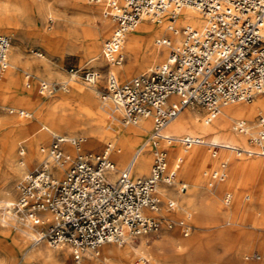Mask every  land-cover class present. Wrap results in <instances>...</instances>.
<instances>
[{
    "label": "built area",
    "instance_id": "1",
    "mask_svg": "<svg viewBox=\"0 0 264 264\" xmlns=\"http://www.w3.org/2000/svg\"><path fill=\"white\" fill-rule=\"evenodd\" d=\"M101 5L102 13L114 21L110 35L102 43L107 71L102 99H108L120 112L123 124L136 125L149 117L151 129L139 148L154 146L149 173L131 175L133 159L117 170L108 144L101 152L84 158L72 157L64 144L75 148L81 139L55 134L52 141L40 147L47 159L27 172L18 182L19 196L13 204L35 228L32 244L46 242L51 246L66 245L72 264H83L85 252L100 253L105 242L124 244L141 235L157 234L164 228H177L182 236L191 232L189 215L177 220L164 211L177 208V200L167 188L178 192L187 183L177 179L181 157L171 155L169 147L182 150L208 147L218 164L202 173L200 182L212 188L227 175L229 156H217L220 147L196 134L174 136L167 125L186 106L204 109L203 120L210 122L221 104L233 101L249 103L264 96V0H88ZM190 6L201 13L199 25L190 22L174 24L177 11ZM166 14L169 28L179 34V42L157 39L156 46L168 51L159 62L127 82L119 81L112 67L124 59L126 35L142 15L160 21ZM10 38L0 35V75L8 66ZM70 67L63 84L41 82V92L66 89L80 77L93 84L99 71L93 67ZM9 113L29 118L23 108H7ZM232 129L247 135L248 146L232 147L237 155L264 157V115L257 114L254 132L247 120L233 123ZM164 145V146H161ZM226 148V147H225ZM228 203L229 196L224 199Z\"/></svg>",
    "mask_w": 264,
    "mask_h": 264
},
{
    "label": "bare ground",
    "instance_id": "2",
    "mask_svg": "<svg viewBox=\"0 0 264 264\" xmlns=\"http://www.w3.org/2000/svg\"><path fill=\"white\" fill-rule=\"evenodd\" d=\"M68 1L78 6L79 11L83 12L88 18L85 24L80 26L78 39L81 43L87 46V51L90 55H92L91 57H94L98 54L101 39L112 27L114 21L102 13L99 16L100 23L94 22L91 20V16L98 13L97 7L94 9L85 8L84 3L86 1L89 2L88 0ZM2 4L5 12L9 14L13 13L11 15L17 16V24L15 25L16 27L23 25L21 22H23L22 20L24 18H26L30 23V18H32V15L28 1L2 0ZM95 4L101 9L100 4ZM38 5L41 11H44L49 7V4L44 0L38 3ZM201 16L202 15L197 10L190 6L182 7L177 11V15L175 16V28L184 22H190L192 24L199 25L203 21ZM110 19L113 22H111ZM170 25L171 22H169V18L166 14L161 17L160 21H157L156 18L151 16L142 15L136 26L127 33L125 38L124 51L128 58L127 62L123 64V59L119 65L112 67L113 71L117 72H115L117 76L119 74V77L129 78L136 65L140 64V66H144L149 62L153 63L162 59L165 55V48L167 47L165 45L157 47V39L168 38L172 43L175 44L179 42V34L172 31L169 28ZM1 33L2 32L0 31V35H3ZM70 34L66 35L68 36ZM51 37V34L45 35L42 37V39L43 41L50 44L49 39H51ZM15 44L13 42L12 44L9 43V47H12V55L9 59L7 50L6 57L8 66L0 75V92L15 93V91H17V71L25 70L24 76L27 78L30 76V74L27 73L28 70L32 69L34 78L33 82L37 83L39 80L43 79L41 78L43 76L42 67H48L45 64L47 59H25ZM101 78L102 75L99 71V78L93 84H86L87 86L95 85L90 89H84L81 87V85L76 82V79L70 81L69 84H71L67 86L66 91L72 90V92L54 96L46 103H39L40 109H46V115L43 117L36 115L35 121L32 122L30 126L33 129L36 139H43L45 136L56 133L55 131L61 132L60 135H64L66 137L74 135L77 131H83L86 137L99 139L100 141H106L110 145L115 143L116 146L113 145V147L116 149V151L112 154V158L115 163L117 165H122L127 159L128 155L132 153L130 154L128 160L129 162L134 158L131 175L133 172L135 176L139 177L149 171L148 168L151 163V156L154 146L149 143L145 144L141 148H139L140 145H138L135 149H133L132 146L146 132H149V129L151 128L150 118H141L136 125L124 124L126 127L119 125V119L121 121L120 112L114 108L113 103L108 99H102V103L99 105V102H97V98L94 95V93H100L96 83ZM129 80L130 79H127L121 82H127ZM41 82L46 81L44 80ZM64 82L65 81H62L61 84ZM26 84H28L29 87L31 86L29 80H27ZM254 97L255 100L252 104H221L218 114L208 123H205L203 119L200 121V114L198 111L189 108L192 106H186L174 118V120H172L167 125V131L173 135L183 133L200 134L205 137L207 142L225 146L228 151H230L234 143L241 144L243 142L242 135L244 134L239 132H237L239 134L228 132L227 127L229 126V123L231 121L236 122L238 120L251 119L258 112H264V97L258 94H256ZM24 101L28 100L25 99ZM107 116L110 117V119H108ZM40 121L43 122L39 124ZM13 142V139H11L7 149V159L4 162V166L8 173L5 183L0 188V233L7 238H11L16 243L18 240V243L21 244L22 247L28 248L25 242L27 241V237L31 238L34 235L35 228L26 220L23 212L18 207L16 208L13 205L15 202L10 199L13 189L12 180L13 177L22 175L24 170L28 166H31L32 163L39 164L45 154L33 152L31 149L32 143H29V151L25 155V163L19 164L18 161L16 163L13 157ZM64 146L72 157H83V149L81 146L75 148L74 146H70L67 143H65ZM169 151H177L181 157V173H185L186 166L190 163H197L199 161L206 163V161L209 159L207 152L202 148H192L185 151L179 149L175 145H172L169 147ZM22 153H24V150H21V154ZM47 159L50 158L47 157ZM249 163L251 162L248 161L242 164L239 161H231V167L226 168V178L213 186V188L228 186L229 190L224 193L223 198L225 199V196L228 195L230 200L231 196H233V206L235 207H238L239 193L237 190L230 189V187L233 185L236 187L237 183V179L235 178L233 172L234 170L246 166ZM255 163L257 162L254 161V164ZM179 172L180 171H178V173ZM189 186H191L190 195H186V191H184L182 194H185V196L178 195L176 200L178 208L182 211H187V213L190 215V221H192L194 226L197 228V232H195L191 238L182 239L178 237L175 231L173 232L172 229L164 228L163 237L159 240H155L151 244H148L147 241L143 239L146 234L139 237L141 238V242L137 245H134V243L130 241L132 239H128L124 245H119L113 242L103 243L102 247L105 252V258H113L116 264H131L133 257L137 255L138 259H141L144 262L148 261L150 264H173V262L176 264H185L193 260L195 257L201 258L202 260L212 259L217 246L229 247L228 242L232 237L230 231L215 225L217 219L225 213L222 211L223 208L221 209V207L217 205L213 199L209 200L202 198V200L198 203L197 198L199 188L203 186H201L198 182H189ZM190 210H193L194 212L193 217L192 213L189 212ZM243 210L245 212L242 211L243 213H241L238 217V221L241 223L249 221V215L248 212H246L247 209L243 208ZM205 222H211L212 224L210 226L204 227L203 223ZM257 226V223L254 222V227L256 228ZM213 228H217L218 230L212 233H204L205 231L213 230ZM39 244H42V242L38 243L37 245ZM122 245L123 247L120 248L119 246ZM62 246L64 245H61L60 247ZM62 249H64V254H67L68 251L70 252L68 246ZM35 254V256H39V258L56 256L55 259H57V256H61L59 253L44 247L43 245H40L37 248ZM86 257L87 259H85ZM84 259V264H108L106 260L98 258V255L92 252H85ZM45 263L46 262L43 261L42 264ZM0 264H5L4 256H1V254ZM21 264L34 263L32 260L26 257L23 259Z\"/></svg>",
    "mask_w": 264,
    "mask_h": 264
},
{
    "label": "rangeland",
    "instance_id": "3",
    "mask_svg": "<svg viewBox=\"0 0 264 264\" xmlns=\"http://www.w3.org/2000/svg\"><path fill=\"white\" fill-rule=\"evenodd\" d=\"M26 1H28L29 6L31 8L32 18H30V23L26 18H24L22 20L23 22H21L23 25L16 27L15 25L17 24V16L11 15L13 13L9 14L5 12V10L3 9L2 0H0V31L2 32L1 34L7 35L10 38V44H12V42L14 44L16 43L15 45H17V48L19 49L20 53L25 59L27 60L47 59L45 64L48 67L46 68L42 67L43 76L41 78L43 79L39 80L37 83L33 82L34 78H33L32 69L28 70L27 73L30 74V76L27 78L24 76L25 70L17 71L18 73L17 91H15V93L0 92V188L5 183L6 176L8 173L7 169L4 166V162L7 159V153H8L7 149L11 139H13L14 141L13 157L16 163L18 161L19 164L20 163L23 164L25 163V155L29 151V143H32L31 149L33 152L44 154L40 151V147L49 144L52 141V138L55 134H61V132L55 131L56 133L45 136L43 139H36L33 133V129L30 126V124L35 121L36 115L42 117L46 115L47 112L46 109L43 110L40 109L39 103L41 104L46 103L47 101H49V99H51L54 96L61 94H68L72 92V90L66 91V89H61V88L52 92H48V91L41 92V88H40L41 81L45 80L46 82L49 83L61 84L62 81L68 80L69 77L67 71L70 67L79 69L78 71L79 73H81L82 69L84 68L93 67L95 69H98L102 75V78L96 83L97 84L96 86H98L100 93L98 94L94 93L95 97L97 98V102H99V105L102 103L101 91L103 90L104 87V76L108 69L106 66V60L102 53V43L105 40V38H107L110 35L114 26V22L110 19L111 22H113V25L101 39L98 54L95 55L94 57H91L92 55H90L87 51L88 50L87 46L81 43L80 40L78 39V34L80 33V26L82 24H85V22L88 20L87 16H85L83 12L79 11L78 6L72 4L68 0H44L49 4V7L44 11H41L38 3H40L43 0H39V1L26 0ZM84 6L85 8H91V9L97 7L98 13L92 15L91 20L100 23L99 16L100 14H102V9H100V7H98L93 2L86 1L84 3ZM34 7L36 10L34 9ZM74 23L76 25L78 24L79 25L76 26ZM68 31L69 32L71 31L70 32L71 34ZM50 34L52 37L51 39H49L50 44H48L47 42L43 41L42 37ZM66 34H70V35L67 36ZM11 51H12V47L10 46L8 48L9 59L11 58L12 55ZM167 51L168 48H165V53ZM127 59L128 58L124 51V61L122 63L125 64V62H127ZM159 61H161V59L157 60L156 62ZM150 64L151 63L149 62L144 66H140V64L136 65L129 79H131L138 73L145 70L147 66H150ZM118 78L120 79V81L128 79V78L119 77V74H118ZM27 80H29L31 83L30 87L28 86V84H26ZM76 82H78L79 85H81V87H83L84 89H90L95 86V85L87 86L86 85L87 83L84 84V82L81 80L80 77L76 78ZM25 99H27L28 101H24ZM254 100L255 97H253V100L249 103L243 101H234L228 103L227 105L237 104V103L252 104ZM8 107L23 108L28 112H30V117L24 118V117H19L15 113H9L7 110ZM191 109L198 111V113L200 114V121H202L204 109L201 108L200 106H194ZM258 113L264 115V112H258ZM257 114H255L251 119H247V123L250 128V133L254 132L257 122ZM108 119H110V117H108ZM42 122L43 121H40L39 124H41ZM234 122L235 121L233 122L231 121L229 123V126L227 127V131L233 134L234 133L239 134L232 129V123ZM118 123L122 127H126V125H124L120 121V119ZM148 133L149 132H146L142 137H140L139 140H137V142H135V144L132 146V148L135 149L138 145H140L141 142L146 138ZM183 134H187V133H183ZM183 134H178V135H183ZM178 135H174V136H178ZM192 135H196V134H192ZM70 136L81 139L80 146L83 149L82 152L83 158L89 153L95 154L101 152L108 145L106 141H100L99 139H92L86 137L83 131H77L74 135H70ZM242 136H243V142L241 144L234 143L232 147L245 148L248 146L247 135H242ZM113 145L116 146L115 143ZM178 148L181 149L180 147ZM202 149H205V151L209 156V159L206 161V163L202 161H199L197 163H190L189 165L186 166L185 173H181L182 167L180 169L179 166L177 170V179L185 183L188 182L186 195H190L191 193L190 190L191 186H189V182H198L201 186H203L199 188L197 202L199 203L202 200V198L209 200L213 199L215 203L221 207V209L223 208L222 211H224L225 213L217 219L215 225L220 228H225L229 230L232 237L228 242L229 247L217 246L215 248L214 256L212 259L202 260L201 258L195 257L193 260L185 264H264V221H263L264 220V157L237 155L231 149L230 151H228V149L225 147L219 148V152L217 153V156H225V155L229 156V163L227 165V168L231 167V161L233 160L239 161L242 164L248 161L251 162L246 166L234 170L233 172L235 178L237 179V183H236V187L235 185H233L230 187V189L237 190V192L239 193L238 207H235L233 206V200H234L233 196H231L228 203H225L224 201L223 198L224 193L227 190H229L228 186H220L218 188L215 187L207 188L200 182L203 171H205L208 168H214L218 164L217 158L211 155V151L208 149V147L204 146L202 147ZM21 150H24V153L21 154ZM173 153L179 155L177 151L175 152L171 151V155H173ZM130 154L128 155L127 159L123 162L122 165L116 164L117 170L123 168V166L128 162V158L130 157ZM46 159L47 157L44 155L43 159L39 163H41ZM254 161H256L257 163L254 164ZM151 163H152V156H151ZM151 163L149 167L151 166ZM37 165L38 164L32 163L31 166H28L24 170L22 175L13 177L12 180L13 189L10 199H12L14 202L19 196V191L17 189L18 182L23 178V176L27 172L32 170ZM148 170H150V168H148ZM178 171L180 172L178 173ZM148 173L149 171L141 176H145ZM132 176L135 177V174L133 172H132ZM168 193L175 199L177 198L178 195L185 196V194H182L183 192H178L176 190V187H168ZM243 208L247 209L246 212H248L250 222L248 221L241 223L238 221V217L240 216V214L245 212ZM181 211L182 210H180L177 206L175 210L173 211L171 210L167 212L164 211V213L165 215H168L170 218L177 220L188 214L187 211H182V212ZM189 212L192 213V217H193L194 215L193 210H190ZM189 222L191 224V232L188 236L185 237L182 236L177 228H172V231L173 232L175 231L176 235L182 239L191 238L195 234V232H197V228L194 226L193 222L190 221V217H189ZM254 222H256L258 225L256 228L254 227ZM211 224H212L211 222H205L203 223V226L207 227L210 226ZM163 230L164 229L159 231L157 234L148 233L143 237V239L146 240L148 244H151L155 240H159L163 237L164 234ZM216 230L218 229L213 228V230L205 231L204 233H212ZM30 239H31L30 237H27V241L25 242L26 246H28L27 248V247H22V245L18 243L19 242L18 240L16 243L11 238H7L0 233V254L1 256H4L5 264H21L23 259L26 257L32 260L34 264H42L43 261L46 262L45 264H53L54 262L56 264L60 262H61L60 264H72V258L70 252L68 251L67 254H64V249H62V248H66V245L62 247L60 246L55 247L49 245L46 242H42V244L39 245L37 244L32 245ZM130 241L134 243V245H137L141 242V238L132 239ZM40 245L52 249L53 251L59 253L61 256H57L58 257L57 259H55L56 256L47 257L49 259L45 257L39 258V256H35L37 248ZM123 245L119 247L122 248ZM98 258L106 260L108 264H116L113 258L111 257L105 258V252L102 246L100 247V253L98 254ZM131 264H150V263L148 261L144 262L141 259H138V256L136 255L133 257ZM173 264L176 263L173 262Z\"/></svg>",
    "mask_w": 264,
    "mask_h": 264
},
{
    "label": "crops",
    "instance_id": "4",
    "mask_svg": "<svg viewBox=\"0 0 264 264\" xmlns=\"http://www.w3.org/2000/svg\"><path fill=\"white\" fill-rule=\"evenodd\" d=\"M129 79V78H128ZM127 80V79H126ZM122 81H125V80H122ZM194 106H192V107H190V108H193ZM128 160H129V158H128ZM150 168V167H149ZM135 177H137V176H135ZM85 259H87V257L85 258ZM84 259V260H85ZM83 264H84V261H83Z\"/></svg>",
    "mask_w": 264,
    "mask_h": 264
}]
</instances>
